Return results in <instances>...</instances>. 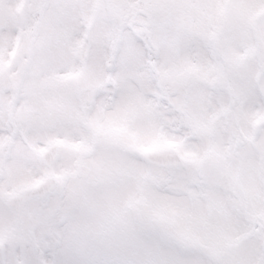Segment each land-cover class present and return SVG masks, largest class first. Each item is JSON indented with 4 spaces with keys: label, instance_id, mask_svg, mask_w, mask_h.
Listing matches in <instances>:
<instances>
[{
    "label": "snow or ice",
    "instance_id": "6c2138e0",
    "mask_svg": "<svg viewBox=\"0 0 264 264\" xmlns=\"http://www.w3.org/2000/svg\"><path fill=\"white\" fill-rule=\"evenodd\" d=\"M0 264H264V0H0Z\"/></svg>",
    "mask_w": 264,
    "mask_h": 264
}]
</instances>
